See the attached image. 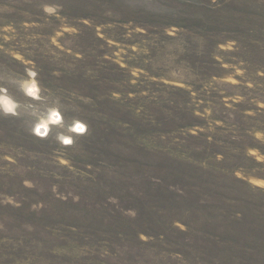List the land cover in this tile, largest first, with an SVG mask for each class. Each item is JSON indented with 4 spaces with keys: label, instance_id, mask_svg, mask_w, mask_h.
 Wrapping results in <instances>:
<instances>
[{
    "label": "rangeland",
    "instance_id": "374dc122",
    "mask_svg": "<svg viewBox=\"0 0 264 264\" xmlns=\"http://www.w3.org/2000/svg\"><path fill=\"white\" fill-rule=\"evenodd\" d=\"M3 96L0 264H264V0H0Z\"/></svg>",
    "mask_w": 264,
    "mask_h": 264
},
{
    "label": "clouds",
    "instance_id": "9594fccd",
    "mask_svg": "<svg viewBox=\"0 0 264 264\" xmlns=\"http://www.w3.org/2000/svg\"><path fill=\"white\" fill-rule=\"evenodd\" d=\"M45 10L46 12L52 14L57 11V8L50 5V6H47ZM31 91H34V89ZM0 106H2V110L5 114H14L15 109L17 108V104L13 102L7 96L0 97ZM63 142L69 143V141H63Z\"/></svg>",
    "mask_w": 264,
    "mask_h": 264
},
{
    "label": "bare ground",
    "instance_id": "6f19581e",
    "mask_svg": "<svg viewBox=\"0 0 264 264\" xmlns=\"http://www.w3.org/2000/svg\"><path fill=\"white\" fill-rule=\"evenodd\" d=\"M28 89L31 91L33 90V85L31 84ZM33 93V91H32ZM55 119L57 120V118H55V115L54 117L51 115L49 118L47 119H44L41 121L39 127H38V130H39V133L46 130V128L50 125V124H53L55 122ZM79 128V127H78Z\"/></svg>",
    "mask_w": 264,
    "mask_h": 264
}]
</instances>
